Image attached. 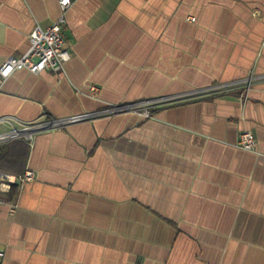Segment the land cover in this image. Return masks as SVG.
I'll return each instance as SVG.
<instances>
[{"label": "crops", "instance_id": "1", "mask_svg": "<svg viewBox=\"0 0 264 264\" xmlns=\"http://www.w3.org/2000/svg\"><path fill=\"white\" fill-rule=\"evenodd\" d=\"M61 13L0 0V65ZM64 18L63 71L0 77L15 125L254 80L13 141L35 176L0 193V264H264V0H72Z\"/></svg>", "mask_w": 264, "mask_h": 264}, {"label": "built area", "instance_id": "2", "mask_svg": "<svg viewBox=\"0 0 264 264\" xmlns=\"http://www.w3.org/2000/svg\"><path fill=\"white\" fill-rule=\"evenodd\" d=\"M72 0H58L62 13L50 25L42 27L35 25L29 33V46L27 50L19 56H11L5 59L0 65V77L6 78L16 70L25 69L32 73H39L43 70L54 72L63 71L64 63L70 58V52L66 46V39L63 35V23L65 21L64 12L71 4ZM194 20V17L190 18ZM254 80L250 75L242 80L215 83L208 87L196 89L185 95L178 96H158L150 99L122 104H108L97 111H85L68 115L63 118L43 117L42 119L20 123L15 125L13 117L0 116V144L32 138L35 130L43 131L54 128H61L70 123L83 120H90L100 116H111L122 112H136L143 116H150L152 109L166 103L179 101L185 97L218 94L226 91L239 90V95L243 98L247 96V90ZM89 90L94 93L97 86L90 85ZM6 125V129L1 126ZM236 145L242 149L254 150L256 148V138L252 131L242 130L238 134ZM1 173V171H0ZM34 171L25 168L22 173L16 175L19 183L29 181L34 178ZM12 183L0 174V193H8Z\"/></svg>", "mask_w": 264, "mask_h": 264}, {"label": "trees", "instance_id": "3", "mask_svg": "<svg viewBox=\"0 0 264 264\" xmlns=\"http://www.w3.org/2000/svg\"><path fill=\"white\" fill-rule=\"evenodd\" d=\"M15 146L17 145L16 143H13V141L0 146V171L9 172L15 175L20 174L19 170L21 169L20 166L23 162V158L21 157V159H19L20 157H17L19 155V150L16 152L13 150L10 151V149Z\"/></svg>", "mask_w": 264, "mask_h": 264}, {"label": "water", "instance_id": "4", "mask_svg": "<svg viewBox=\"0 0 264 264\" xmlns=\"http://www.w3.org/2000/svg\"><path fill=\"white\" fill-rule=\"evenodd\" d=\"M36 131H39V130H35V132ZM0 174L2 177L6 178L11 183H19V179L16 177L15 174L4 172V171H1Z\"/></svg>", "mask_w": 264, "mask_h": 264}]
</instances>
